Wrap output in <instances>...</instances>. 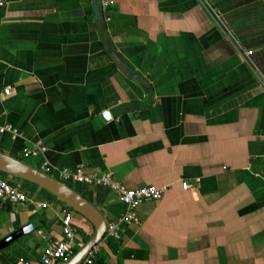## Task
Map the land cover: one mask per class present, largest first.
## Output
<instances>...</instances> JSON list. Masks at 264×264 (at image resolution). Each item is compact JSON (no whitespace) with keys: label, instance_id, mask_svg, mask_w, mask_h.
I'll list each match as a JSON object with an SVG mask.
<instances>
[{"label":"crops","instance_id":"1","mask_svg":"<svg viewBox=\"0 0 264 264\" xmlns=\"http://www.w3.org/2000/svg\"><path fill=\"white\" fill-rule=\"evenodd\" d=\"M101 1L9 0L0 124L20 138L0 152L39 146L24 161L38 171L164 189L93 264H264V0ZM67 185L108 223L125 213L107 188ZM29 189L35 204H0V241L32 228L0 264H37L60 238L66 208ZM72 219L76 252L94 228Z\"/></svg>","mask_w":264,"mask_h":264},{"label":"built area","instance_id":"2","mask_svg":"<svg viewBox=\"0 0 264 264\" xmlns=\"http://www.w3.org/2000/svg\"><path fill=\"white\" fill-rule=\"evenodd\" d=\"M9 0H0V20ZM101 7L104 11L111 7L109 0H102ZM5 96L10 94L9 90L4 92ZM8 136L11 141L20 138L17 130L9 124H0V136ZM43 152V148L36 146L32 149H23L20 151V160L24 162L29 158ZM42 173L62 182L78 183L85 186H100L112 191L118 201L124 206L125 213L115 223H107L104 240L119 242L121 240L120 229L122 226L137 224V209L144 203L159 202L164 196V189L151 186L141 187L135 190H128L113 180L109 173L99 176L86 177L80 169L53 170L49 166L42 168ZM12 180L0 174V204L8 206H18L24 204H35L36 197L27 191H24L19 184H11ZM183 189H188L187 184H182ZM45 209L46 204H41ZM73 212L65 210L60 219L61 235L49 243L43 250L37 264H63L72 257L75 243V228L73 226ZM95 248L88 253L82 264H93L95 258ZM16 264H31L26 260H19Z\"/></svg>","mask_w":264,"mask_h":264},{"label":"water","instance_id":"3","mask_svg":"<svg viewBox=\"0 0 264 264\" xmlns=\"http://www.w3.org/2000/svg\"><path fill=\"white\" fill-rule=\"evenodd\" d=\"M0 174L5 175L11 180L35 186L37 190L50 195L55 201L62 204L73 213L78 214L93 226V237L63 264H82L88 253L103 242L108 221L86 199L73 191L65 183L32 168L24 162L2 154L1 152ZM31 229L30 226L25 227L1 240L0 252L7 249L18 239L28 235Z\"/></svg>","mask_w":264,"mask_h":264},{"label":"trees","instance_id":"4","mask_svg":"<svg viewBox=\"0 0 264 264\" xmlns=\"http://www.w3.org/2000/svg\"><path fill=\"white\" fill-rule=\"evenodd\" d=\"M1 175H3V174H1ZM3 176H5V175H3ZM14 183H16V184H19L20 186H21V188L24 190V191H27V192H30V189L29 188H31L32 189V187H34V188H36L35 186H32V185H29V184H27V183H23V184H21V183H19V181H16V180H12V182H11V184H14ZM50 196V195H49ZM51 198H53V197H51ZM54 199V198H53ZM55 200V199H54ZM64 207V206H63ZM66 208V207H65ZM66 210H68V211H70L69 209H67L66 208ZM70 212H72V211H70ZM75 252V250H73V253Z\"/></svg>","mask_w":264,"mask_h":264},{"label":"rangeland","instance_id":"5","mask_svg":"<svg viewBox=\"0 0 264 264\" xmlns=\"http://www.w3.org/2000/svg\"><path fill=\"white\" fill-rule=\"evenodd\" d=\"M19 183L23 184L24 182H20V181H19ZM32 189H36V188L32 187Z\"/></svg>","mask_w":264,"mask_h":264}]
</instances>
